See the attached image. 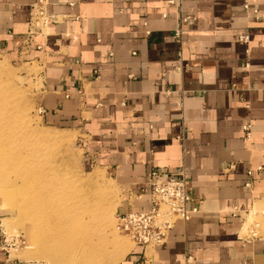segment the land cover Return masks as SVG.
<instances>
[{
    "label": "crops",
    "instance_id": "0c3cea01",
    "mask_svg": "<svg viewBox=\"0 0 264 264\" xmlns=\"http://www.w3.org/2000/svg\"><path fill=\"white\" fill-rule=\"evenodd\" d=\"M1 53L40 68L43 123L115 182L117 215L150 208L152 168L187 170L198 212L120 264H264L243 231L264 201V0H0Z\"/></svg>",
    "mask_w": 264,
    "mask_h": 264
},
{
    "label": "rangeland",
    "instance_id": "374dc122",
    "mask_svg": "<svg viewBox=\"0 0 264 264\" xmlns=\"http://www.w3.org/2000/svg\"><path fill=\"white\" fill-rule=\"evenodd\" d=\"M39 73L40 68L38 70L34 64L16 62L12 57L0 54V99L8 103L7 117H11V113L17 115L16 122L7 121L6 130L13 128L11 134L21 153L33 151L35 160L48 164L44 167L48 177L49 172L52 177L64 176L68 184L56 194L59 201L48 209V216L44 210L35 222L21 220L14 209L0 210V230L4 233L2 238L7 240L9 255L37 261L34 254H45L40 257L44 260L38 262L46 264H120L126 252L135 246L121 231L117 218L120 190L104 170L92 168L84 160L74 135L43 123L37 108L41 88ZM14 107L15 110L11 111ZM47 132L55 133L64 141L54 145L43 143V138L38 135ZM49 164L54 165L53 169ZM74 210L78 212L75 215L78 220L70 223ZM256 215L259 220L255 221L254 213L245 234L264 231V210ZM49 220L54 227L61 222L64 230L59 226L52 232L47 228ZM41 231L45 233L38 235ZM47 235L52 238L50 244L45 239ZM54 238L59 242L55 248L51 246L56 243ZM65 249H68L66 259L61 258ZM86 252L91 253V262L85 260Z\"/></svg>",
    "mask_w": 264,
    "mask_h": 264
},
{
    "label": "bare ground",
    "instance_id": "6f19581e",
    "mask_svg": "<svg viewBox=\"0 0 264 264\" xmlns=\"http://www.w3.org/2000/svg\"><path fill=\"white\" fill-rule=\"evenodd\" d=\"M9 75L11 76V73H9ZM7 105L8 103L6 101L0 99V210L14 209L21 220L24 218L27 219V221L35 222V219L40 218V215L44 213V210H46V216H48V209L53 207L54 204L59 201L55 198L56 194L65 188L68 183L64 176L57 177L56 175L52 177L49 172L48 177L47 172L44 171V167L48 164L45 162V165L39 160H35V152L28 151L21 153L19 145L15 143L14 136L11 134L13 128L6 130L7 121H17L16 114L11 113V117L5 115L7 114ZM14 110L15 107L11 109V111ZM38 136L43 138V143L55 144L64 141L62 137L57 136L55 133H40ZM52 165H50V169H53ZM17 198L20 201H18ZM262 210H264V201L256 204L253 210L250 211L249 218L245 222L243 231L250 226L252 219H254V213ZM77 213L76 210L72 212L69 220L70 223H74L75 220H78V217H75ZM50 215L52 216L53 214ZM257 215H255V218ZM258 218H256L255 221ZM50 222L51 221L49 220V226H47V228H50L51 231H54L55 228L59 226L61 229L64 228L61 222L56 223V227L52 226V222ZM69 222L66 221V224ZM44 233L45 231H41L38 235ZM55 238L53 239L56 242L55 245H51L54 246V248L59 245V242L57 243V239ZM45 239L48 244L51 243L50 239L52 238L50 235H47V238ZM80 248L81 246L78 247V249ZM66 250L68 249L64 250V254L62 253L63 256L61 258L66 259L68 256ZM129 251H127L126 254ZM83 253L84 250L81 254L83 255ZM34 255H37V257H35L37 261L44 260H41L40 257H44L45 254H43L44 256H38V254ZM84 257L87 262L92 261L91 253L86 252Z\"/></svg>",
    "mask_w": 264,
    "mask_h": 264
},
{
    "label": "built area",
    "instance_id": "2783aa9c",
    "mask_svg": "<svg viewBox=\"0 0 264 264\" xmlns=\"http://www.w3.org/2000/svg\"><path fill=\"white\" fill-rule=\"evenodd\" d=\"M50 18L46 15L41 1L34 3L31 6L30 30L27 37L37 34V30L41 32V28H45L50 22ZM178 37L177 32L175 38ZM146 181L150 208L117 216L121 231L143 253L147 248L163 246L168 241L173 226L179 222L188 223L192 215L199 210L190 195V180L184 167L171 170L152 168L147 173ZM0 234V252L9 255L7 240L2 238L4 234L2 231Z\"/></svg>",
    "mask_w": 264,
    "mask_h": 264
}]
</instances>
